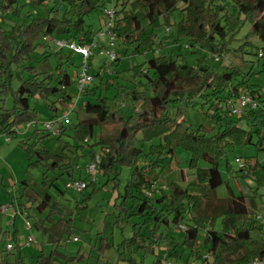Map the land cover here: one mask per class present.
Wrapping results in <instances>:
<instances>
[{"label": "trees", "instance_id": "1", "mask_svg": "<svg viewBox=\"0 0 264 264\" xmlns=\"http://www.w3.org/2000/svg\"><path fill=\"white\" fill-rule=\"evenodd\" d=\"M135 1L112 0L114 21L111 28L115 39H120L126 44L137 42L135 53L148 42L158 43L160 48L165 47L167 42L171 48L181 52V41L187 40V48L195 49L193 54L203 49L213 55L211 60L219 63L225 47L216 44V40L225 42L227 36H233L240 23L229 15L228 10L232 8L239 17L242 16L243 21L251 23V33L262 42L258 57L264 63V0H137L135 8L132 9ZM28 3L44 8L43 12L38 17L27 13L8 32L0 26V134L15 139L19 126L25 124L26 127L27 124L34 123L32 126L35 129L31 139L23 138L19 145L25 151L30 167L43 168V184L47 186V174L57 170L58 178L65 174L70 178L68 183L78 180L85 182L84 179L88 178L86 166L99 156L96 176L100 173L113 180L117 166L130 168V179L124 188L119 216L123 214L125 219L143 218L140 228L137 229L139 224L135 223L129 239H125L121 244L122 247L128 246L131 255L134 248L143 249L146 255H154V249L160 247L165 238L164 231L160 229L165 226L168 230L170 225L175 228L183 227L185 242L193 246L197 241L198 228L203 223L212 224L215 219L221 218V232L213 229L205 231L204 242L209 246V256L213 257L212 264H251L254 261H262L264 231L260 242L256 243L251 238L249 229L243 225L237 226V222L245 221L253 215L252 209L246 206L245 198L242 195H231L228 199L221 200L216 198L214 193L222 184L218 161L224 150L237 144H251L252 132L240 127L239 123L257 121L258 126L262 128L259 144L264 142V92L249 90L246 79H238L241 72L235 67L226 68L219 73L209 66H204L200 58L197 59L196 66H191L186 63L178 64L176 59L163 54L147 60L145 67L132 68L134 78L143 79L144 82H141L142 91L134 89L128 93L130 105L127 116H122L119 111H111L105 98H96V88L90 89L89 85L82 95L92 98L93 101L87 100L80 107L84 116L77 115L75 125H71L69 117L66 121L62 120V117H52L49 121L55 122V128L59 132L53 136L44 128L38 130L35 121L37 110L32 101L43 100L48 103L49 109L54 111L57 110V103L72 104L65 90L71 84V77L66 68L73 65V60L62 53L66 48L63 47L58 49L59 53L63 54L64 61L56 65L54 73H37L28 63L34 60L33 54L39 43L48 42L46 38L64 40L67 45L89 46L93 49L90 42L92 34L86 28L84 18L94 11L103 14L106 7L104 0H28ZM16 4L17 0H0V12L11 11L19 17L18 10L14 9ZM175 14L181 16L178 22L171 17ZM143 21L152 29L163 27L167 31L161 39L155 36L147 37L142 28ZM68 50L75 51L70 47ZM214 56L218 57V60H215ZM92 57L93 55L89 58V69L92 67ZM205 61L203 58V62ZM117 63L118 57L111 65ZM20 66L25 67L31 75L13 90V67ZM77 75L78 73L76 77ZM90 75L94 81L99 72ZM244 94H249L260 106L256 110L245 108L242 113L233 114L231 106H235L237 99ZM194 98L202 99L203 104L210 105L213 110L211 118L220 125L216 133L208 135V131L204 130V134H200V128L189 129L180 119L170 117L168 109L172 103L186 101L189 105ZM51 99L54 101L49 103ZM70 127L77 149L87 147L89 150V160L77 170L78 179H74L75 170L70 163H66L65 146L58 153H50L43 146L38 147L46 138L55 137L60 141ZM96 128L99 130L98 142L90 144ZM138 140L141 143L139 147ZM154 141H157L156 144H153ZM144 143L149 145L146 151L143 148ZM96 145L100 148L97 154L93 151ZM176 148H182L190 154V168L200 159L208 163V168L198 169L195 174L194 185L203 184L201 194H190L178 185L171 184L167 188L170 189L171 195H167L158 187L160 178L157 172L171 164ZM242 162L244 167H239V172H244V177L253 178L258 184H263L264 165ZM82 173L85 174L84 178ZM114 177L117 178L116 175ZM20 185V198L23 202L19 204L18 214L31 211L34 218L33 227L51 247L48 254L44 250L39 253L35 264L77 262L59 251L60 247H65L71 240L72 219L65 216L63 208L56 201H52L48 193L40 194L29 186L27 180L22 181ZM90 185L95 186V179L90 181ZM83 191L80 192L81 195ZM128 199L131 200V209L126 208ZM167 200L169 204H166ZM9 204L17 212L12 199ZM251 207H254L252 203ZM151 222L155 226L149 231L150 235L145 237L142 230L148 228L150 225L147 224ZM31 228L30 224L27 229ZM15 237L13 234L14 239ZM75 239L72 240L77 242ZM7 247V256H10L13 247ZM21 248L18 246V256H15L14 264H24ZM167 256H156L151 264H162ZM130 263L142 264L134 259H131ZM0 264L11 263L5 258L1 259Z\"/></svg>", "mask_w": 264, "mask_h": 264}, {"label": "rangeland", "instance_id": "2", "mask_svg": "<svg viewBox=\"0 0 264 264\" xmlns=\"http://www.w3.org/2000/svg\"><path fill=\"white\" fill-rule=\"evenodd\" d=\"M104 2L106 9H112V0H104ZM136 3L137 0L132 4V9L135 8ZM14 9L18 10L19 17L11 11L0 12V26L4 31H10L27 13L33 17H38L44 10L41 7L31 6L28 0H17ZM228 12L240 23L233 36H227L225 42L216 40V44L225 47L219 63L211 60L213 55L203 49H200L199 53L193 54L192 51L195 49L192 47L187 48V40L181 41V52L171 48L170 43L167 42L163 48H160L158 43L148 42L142 45L137 53H135L137 42L126 44L120 39H115L111 45L107 38L99 36L104 31L106 19L100 11L91 12L84 18L85 26L92 34L90 42L93 45V57L89 72H99V76L94 77V81L89 88H96V98H105L111 111H119L125 117L128 115V106L130 105L128 93L134 89L138 92L143 90L141 82L143 83L144 80L134 78L132 68L145 67L147 60L164 54L176 59L178 64L186 63L191 66H196L198 64L197 59L200 58V62L204 63V66H209L219 73L226 68L235 67L241 72L238 79L244 77L249 90L264 92V63L258 57L262 42L256 35L251 33V23L249 21H243L242 16L239 17L232 8H229ZM171 17L176 22L181 19V16L176 14ZM142 28L147 37L155 36L158 39H161L167 31L163 27L152 29L148 27L146 21L142 22ZM102 47L112 49L115 52L118 57L116 65L112 66L110 60L98 54ZM62 53L70 56L73 60V65L66 68L71 77V84L65 90L71 98L72 104L57 103V110L54 111V109H49L48 103L43 100L32 101L37 110L35 121L38 130H42L43 124L52 117L61 118L66 115H68L71 125H75L77 115L79 117L84 116L80 111V107L87 100L93 101L92 98L78 95L77 92L76 74L82 69L81 55L75 51H69L68 47ZM63 54L59 53V49L51 40L44 44L39 43L33 54L34 60L28 65L33 67L37 73H54L56 65L64 61ZM203 58L206 59L205 62H203ZM25 66H27V63ZM12 73L13 90H16L20 83L30 78L31 75L22 66L13 67ZM53 101L51 99L49 103ZM72 109L73 111H71ZM168 111L172 119H180L187 128L192 130H199L200 128V134H204V130H206L208 135H212L217 132L220 126L211 118L213 110L210 109V105L203 104V100L199 98L192 99L189 105L186 101L177 104L172 103ZM239 126L252 132L251 144H237L231 149L224 150L218 161L222 184L215 190L214 194L216 198L221 200L228 199L231 195H242L245 198L246 206L248 209H252L253 215H250L245 221L237 222V226L243 225L249 229L251 238L257 243L260 242L262 231H264V183L260 185L253 178L244 177V172H239L236 159L248 161L251 165L254 163L264 165V142L259 144L262 128L258 126L257 121L253 120L242 121ZM34 129V126L27 129L23 124L17 128V138H8V142L6 141L7 137L0 134V208L7 206L10 199H12L14 206L17 208V213L20 212V209H18L19 204L23 202V199L20 198V183L24 180H27L29 186L40 194L48 193L52 201H56L63 208L65 216L72 219L71 240L66 243L65 247L59 248L61 253L77 261L71 264H131V259H134L137 263L151 264L156 256L166 255L168 256L162 261V264L213 263V257L209 256V246L204 242L205 231L213 229L221 232L223 228L221 218L215 219L212 224L203 223L198 228L197 241L193 246L185 242V233L182 227L175 228L170 225L168 230L165 229V226L160 229L164 231L165 238L162 245L154 249V255H146L143 249L136 248H134L131 255L128 246L124 245L122 247L121 244L125 239H129L132 226L135 223L139 224L136 228H140L143 218L130 217L125 219L123 214L119 216L124 188L130 179V168L117 166L114 172L117 178L113 175V180H109L107 176L99 173L95 177V186L90 185V178H85L84 181L87 186L82 195L66 189L65 184L69 182L70 178L66 174L62 178H58L59 170L47 174L48 185L46 186L43 184V168L30 167L27 155L19 145V141L23 138L31 139ZM98 136L99 130L96 128L90 144L97 143ZM156 142L154 141L153 144H156ZM140 144L138 140L137 146L139 147ZM42 146L50 153H58L64 146L66 147L64 155L66 156V163H70L75 170L74 179H78L77 170L81 169L85 162L89 160L87 147L77 149V143L72 138L71 127L68 129L67 134L61 137L60 141L55 137L46 138L43 143L38 144V147ZM148 147L149 145L143 144L145 151ZM93 151L96 154L99 153V146H94ZM189 159L190 154L187 151L176 148L171 164L161 171L158 170L157 174L160 178L158 187L164 191V194L171 195L170 189L167 190L171 184L178 185L190 194L202 193L203 184L200 183V186L194 185L196 183L195 174L198 169H206L209 165L206 161L200 159L193 168H190ZM84 175L82 173L83 178ZM251 203L254 206L253 208ZM126 204V208L131 209L130 199L127 200ZM166 204H169V200L166 201ZM13 215V211L7 214L0 212V261L6 258L11 264H14L15 256H18V246H21L23 263L35 264L39 253L44 250L48 254L51 247L46 243V239L42 234L33 227L34 218H32L31 211H26V214L23 213L22 215L18 214L14 220ZM25 221L31 224L32 228L30 230L25 227ZM147 225L150 226L142 230V235L145 237L150 235L155 226L153 222ZM13 234L16 236L15 239ZM30 236L34 243L29 247H24ZM74 238L78 241L74 242L72 240ZM7 245L13 247L10 256H7Z\"/></svg>", "mask_w": 264, "mask_h": 264}, {"label": "built area", "instance_id": "3", "mask_svg": "<svg viewBox=\"0 0 264 264\" xmlns=\"http://www.w3.org/2000/svg\"><path fill=\"white\" fill-rule=\"evenodd\" d=\"M104 18L106 19V22L104 24V31L100 33V37L107 38L110 42L111 45L115 40V35L112 33L111 28L113 26V21H114V11L113 9H105L103 11ZM53 41L57 48H63V47H70L72 50H75L81 55L82 58V63H81V71L78 73L76 77V88L78 95H82L87 88L92 82H93V77L89 73V58L93 55L92 47L89 46H82V47H76L74 44L67 45L64 40H53L51 38H46V41ZM98 54L100 56H103L110 60V62H113L116 58L117 55L112 49H100L98 51ZM261 56V55H259ZM215 60H218V57H215ZM260 106L259 103H257L255 100L252 99V97L249 94H244L241 95L237 101L236 105L231 106V112L233 114H240L245 108H250L252 110H256ZM68 115L65 117H62V120H67ZM34 123L27 124L26 128H30ZM43 128L45 131L51 133L53 136L58 135V130L55 128V122L53 121H47L46 123L43 124ZM264 132V129H263ZM6 141L8 142L9 139L7 138ZM100 163V158L99 156H96L95 159L90 162L86 168L85 172L88 176V178L91 179V181H94L95 176L98 172V164ZM236 163L239 165V167H244V164L241 160L236 159ZM66 188L76 192L80 193L86 188V183L83 181H72L70 183L66 184ZM14 212L13 217L18 214L16 210L13 208L12 205L8 204L7 206H2L0 208V212L7 214L8 212ZM25 226L28 228L30 227V224L28 221H25ZM183 228V227H182ZM76 240V239H75ZM34 243L32 237L30 236L24 245L25 247H29ZM11 246H8L7 249H10ZM251 264H264V259L262 261H254Z\"/></svg>", "mask_w": 264, "mask_h": 264}]
</instances>
